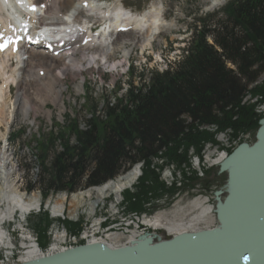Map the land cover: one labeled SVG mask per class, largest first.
I'll return each mask as SVG.
<instances>
[{"label":"trees","instance_id":"1","mask_svg":"<svg viewBox=\"0 0 264 264\" xmlns=\"http://www.w3.org/2000/svg\"><path fill=\"white\" fill-rule=\"evenodd\" d=\"M197 21L200 25L194 26L179 60L164 71L154 70L141 87L131 84L123 99L106 104L103 116L97 114V104L91 105L86 129L69 118L68 133L51 134L41 143L43 198L51 192L102 185L141 162L143 175L124 199L128 212H143L151 200L175 191L160 181L165 166L186 174L192 155L202 157L205 143L219 144L217 133L231 129L236 138L259 127L262 116L243 102L249 94L264 98V82L256 83L264 75V0H233L222 17ZM209 125L217 130H207ZM57 140L61 151L54 147ZM34 188L27 183V190ZM36 221L33 228L44 247L51 221L45 212ZM65 225L73 232L81 229L80 223Z\"/></svg>","mask_w":264,"mask_h":264},{"label":"bare ground","instance_id":"2","mask_svg":"<svg viewBox=\"0 0 264 264\" xmlns=\"http://www.w3.org/2000/svg\"><path fill=\"white\" fill-rule=\"evenodd\" d=\"M84 1L86 0H40V3H48L44 17V20L48 22H57L59 24V21L62 20V13L65 15L66 13L64 11L68 8H73L74 11L85 10L88 12H95L96 15L101 17V19L97 20L96 23L104 20L107 21L108 24L106 28H103L102 31H100L99 37H95L93 39H98L99 42V44L97 42L98 45L95 47L94 51L87 52V50H90L95 46V43L77 48L76 50L81 53L80 57L78 56L79 53L73 56H67L65 54L53 56L51 54H46L40 47H31L25 52V55L28 56L27 60L23 61L20 59L17 66H13V64H11V57L8 56L5 57V59L0 57V118L6 117L7 125L11 124V122L15 119V113L17 111H20L24 118H27L31 112H42L48 118H51L52 112L45 109L49 102L58 105L61 111H63L66 106L64 96L65 90L67 89L65 88L66 83L64 82V78L67 76H71L72 78L84 77V70L87 72L95 71L96 68L94 66L87 67L86 69H83V66L87 62L89 64L94 63V65L99 66V63L96 61L97 57H102L106 60L107 64L111 63V58L113 57L112 53L108 52L104 45L107 38L106 32L108 28L113 27L116 31L121 26H128L131 28L129 31L131 35L130 37H125L123 33H118V35H121V38H119V36L116 38L117 41H119V44L117 45L115 42L112 44L113 49L116 48L117 51H120V47L122 45V58L126 59L130 54V48H128L127 44H141L143 46L151 45L158 37L157 35L162 33V31L172 29L173 27V24L166 21L163 17L162 5L161 3L157 4L158 2H153L148 11L137 16L131 17L127 13L126 18L123 11L116 12L115 20L113 21L111 16L114 15L117 8H120L119 2L113 1L103 6L100 5V3L98 4L96 0H88L87 6H83L82 3ZM226 1L227 0H213L212 4L217 6L225 3ZM21 6H24V3L20 4V0H0L1 28L11 31L16 29L14 24H17V27L19 26L20 15L22 14V9L20 8ZM67 18H69L68 15ZM119 24H121V26H119ZM110 37H113V35H110ZM76 44L77 42L74 43V45ZM21 55L22 54L19 53L16 57L21 58ZM20 63L23 64V67ZM11 83L16 84L17 93L15 99L11 96L12 89H8V85ZM83 89L84 83L75 85V91L77 93ZM248 99L251 100L250 95L245 98L244 102ZM255 101H257V98H255L254 102ZM262 108H264V106L260 107L259 110H262ZM225 157L226 155H221L218 158L217 163H221ZM14 173L15 172L10 168L7 150L1 149L0 226L6 218L7 220H5V222L10 221V217L13 216L15 211L28 212L33 207L35 208L40 204L37 194L26 195L19 191V187H17L16 183L17 178L14 176ZM138 173L139 170L138 167H136L127 175L119 178L113 183L111 182L106 184L96 190V192L73 195L67 200L71 202L73 207L68 211L69 216H77L78 207L82 205L81 201L84 198L86 199V197H91L92 194H96L97 201L106 196L109 191L114 192L119 198L121 190L126 186L132 185L138 177ZM65 203L66 197L61 196L53 205V210L58 213L64 212L66 209ZM190 203V211H184L185 208H180L159 212L155 218L149 221V224L151 227L155 228L156 231H166L170 236L183 232H192L210 228L211 226L217 225V216L214 214L215 208L210 204L211 202L209 203L208 198L199 197ZM3 205L7 206L6 210L2 209ZM96 208L95 203L90 206L91 211L96 210ZM193 210H198V212L190 215ZM105 220H100L97 223H90L93 227L89 225V227L85 228L79 236L68 235L63 230H59V232L57 231L58 233L53 235V245L47 253H44L32 242H29L26 245V251L20 256V263L42 255H49L60 251L64 248L77 244L81 240L97 241L103 236L101 224ZM201 224H204V226H201ZM108 229H110V227L106 230L108 231ZM147 233L149 232H146V234ZM136 235L137 232L134 230L128 236H122L120 233L107 234L102 238V241L108 245L116 246L120 244L119 241L122 238L127 237L130 241H133L134 236ZM150 235H153V233H150ZM6 239H8L7 234L0 231V242L7 245Z\"/></svg>","mask_w":264,"mask_h":264},{"label":"rangeland","instance_id":"3","mask_svg":"<svg viewBox=\"0 0 264 264\" xmlns=\"http://www.w3.org/2000/svg\"><path fill=\"white\" fill-rule=\"evenodd\" d=\"M158 1L159 2L157 4L161 3L162 6H165V18L168 22H171L173 24V27L172 29L162 31V33L159 34V37L154 40L151 46L148 45L142 47V45L140 44L136 46L130 45L128 47L131 48V53L129 63L127 64H131L136 67L134 70V75H131L130 72L123 74L121 70H123L124 72L125 69L121 68H118V71L120 70V72H117L116 68L114 67L109 68L112 71H109V69H106V71H104L105 69H101L100 73L97 70L93 73H85L86 79L84 81V89L79 93L75 91V85L82 83V79H76L68 76L65 79V82L67 83L66 87L68 88L64 96L66 106L63 111H61L58 105L49 102L45 109L52 112L51 118H48L42 112H31L28 116L29 118H24L23 114L20 111H17V114L15 113V119L9 125L6 124V117L0 118V150L3 145H6V142L9 143V145L7 144L6 146L7 156L9 158L10 168L15 172L14 176L17 178V187H19V191L21 193L26 195L38 194L36 189H39L40 184L39 182L34 183L36 181L35 179H37L38 173L36 170V166H33L34 162H36L34 159L35 155H38L41 152L38 149V145H41L42 142L48 141L51 133L56 134L59 131H65L66 133H68L67 129L65 128L68 124L66 121L69 115L71 118L78 121L81 129L87 128L86 121L91 117V105H93L94 103L97 104L99 107V114L103 116L105 112V103H115V97L123 96L126 92V88L129 87L130 82H132L136 87H141V85L146 82L152 71L164 70L166 68V64L177 59L179 55L178 51H180L182 47L185 46V41L189 39L190 29L193 25H195L197 17L206 15V13H213L215 11H218L230 0L227 3L216 7H211L212 0H161L163 3L160 0ZM152 2L153 0H138L136 2H128L127 5L135 13L140 14L151 7L150 5ZM125 36L128 35L126 34ZM118 43L119 41H117V44ZM122 55L123 54L118 51L113 54L111 60L114 61L115 65H120L127 60H124L122 58ZM257 82L262 84L264 82V76L262 75V77H260ZM119 87H121L122 89H119ZM16 93L17 90H13L11 96L14 99L16 98ZM260 96L263 97L262 95ZM261 97H259V99ZM254 100L255 99L253 98L250 102V100L248 99L245 104L254 105ZM257 131L258 128L255 130L243 131L239 134V137L235 142L237 143V141L241 139V143L246 142L249 144H253L256 141ZM220 137L221 136L219 135V137L217 138V140L223 144L220 147H218L217 145H207L205 150L203 148L202 157L192 155V167L186 169V174H184L182 170H180V174H175L179 170V168H177L176 166H174L173 170L172 168L167 169L160 174V181L163 182L164 180H166L168 184L172 183L173 185L171 186V188H173L175 191L173 193L166 194L163 198H159L153 201L150 209L149 206H147L150 213L154 214L158 211H170L172 209L180 208H185L184 211H190V202H193L199 197H205L208 198V200L211 202L209 203L215 208L214 214L215 216H217L216 207L218 200L216 192L222 191L220 198L221 200L225 198L227 194L228 174L227 172H220V165L215 164L217 163L218 159L215 163H213V161L216 160L218 154L220 153V151H222V148L226 149L230 145L229 140H227L229 139L228 136L223 139H220ZM74 139V136L70 137V141L74 142ZM59 145L60 142L57 140L54 147H59ZM217 147L219 149H217ZM2 149L5 150V148ZM50 153H52V150H50ZM206 156H209V158L207 159ZM40 171H42V169H40ZM193 178H196V180H193ZM28 182H31L37 187L36 189H34L35 192L33 191L32 193V191L27 190ZM180 183H182L181 187L179 186ZM95 195L91 196L89 199L86 198L84 202L81 201L82 205L78 207V211L80 209L79 215H81V217L83 216L84 218L85 215H88V217H86V220L90 223H97L100 220L103 221L106 219L100 217L96 218L97 213L101 216L104 207H106L104 205H108V203L101 204L96 200L97 198H95ZM57 199V195L53 196L52 201H50V205L53 204V201ZM115 201V204H118L119 200L115 199ZM66 203L68 210L73 208L70 201H66ZM91 203H95L97 207L96 210H90L89 205ZM124 206L125 205L123 204L120 205V207ZM6 208L7 206H2L3 210H6ZM85 209L86 211H84ZM111 210L112 208L109 209V211ZM47 212L49 214V211ZM85 212L87 214H84ZM197 212L198 210H193L190 215H193L194 213L196 214ZM110 215H112V212L109 213V216ZM36 216L37 215L34 214L31 215V221H29L27 233H21L20 231L17 232L20 234V236L29 238L26 237V235L30 233H36L33 228V225L37 222ZM114 218L118 219V217L116 216ZM5 220H7V218ZM5 220H3V222ZM216 223H218L217 220ZM19 226L20 225L16 223L13 225L7 224L5 227L6 229H8V231H12V229L17 230ZM90 226L93 227V225ZM201 226H204V224H201ZM157 232H159L158 235L161 238H167L168 236H170L166 231L158 230ZM124 241L125 240H123V242ZM2 245L5 244L0 243V250L2 252H0V256H2L4 252Z\"/></svg>","mask_w":264,"mask_h":264},{"label":"water","instance_id":"4","mask_svg":"<svg viewBox=\"0 0 264 264\" xmlns=\"http://www.w3.org/2000/svg\"><path fill=\"white\" fill-rule=\"evenodd\" d=\"M256 138L220 163L228 181L223 200L216 192L217 225L117 247L84 243L17 264H264V119Z\"/></svg>","mask_w":264,"mask_h":264},{"label":"built area","instance_id":"5","mask_svg":"<svg viewBox=\"0 0 264 264\" xmlns=\"http://www.w3.org/2000/svg\"><path fill=\"white\" fill-rule=\"evenodd\" d=\"M264 108H262V110H259V112L263 111ZM123 221L120 223V226L117 227V224L110 226V228L116 227V229L121 231V234L123 236H128L132 233V231H136L137 236H140L146 232H148L151 228V225L149 224V221L152 220V218H148L145 216L139 217L138 215L134 214V215H130L126 218L122 219ZM88 222V221H87ZM107 234L103 233V237H105ZM102 238L98 239V240H103ZM19 260V259H18ZM15 262L13 260V256L12 255H8L5 256V258H1L0 259V264H9V263H13Z\"/></svg>","mask_w":264,"mask_h":264}]
</instances>
